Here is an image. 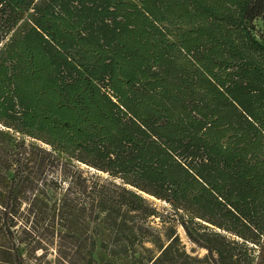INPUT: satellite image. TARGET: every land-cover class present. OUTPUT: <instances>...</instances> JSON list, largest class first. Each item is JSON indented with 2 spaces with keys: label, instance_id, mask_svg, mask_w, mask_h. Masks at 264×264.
I'll list each match as a JSON object with an SVG mask.
<instances>
[{
  "label": "trees",
  "instance_id": "1",
  "mask_svg": "<svg viewBox=\"0 0 264 264\" xmlns=\"http://www.w3.org/2000/svg\"><path fill=\"white\" fill-rule=\"evenodd\" d=\"M259 18L264 0H0L3 239L27 191L60 186L61 225L89 208L110 256L263 264Z\"/></svg>",
  "mask_w": 264,
  "mask_h": 264
},
{
  "label": "rangeland",
  "instance_id": "2",
  "mask_svg": "<svg viewBox=\"0 0 264 264\" xmlns=\"http://www.w3.org/2000/svg\"><path fill=\"white\" fill-rule=\"evenodd\" d=\"M256 26L259 32L264 33L263 19H257ZM173 28L171 27V29ZM171 38H176V34H172ZM27 142H31L29 137ZM81 167L92 170V173L97 172L85 164H81ZM98 173L110 181L119 182L105 172ZM85 174L90 175L88 171H85ZM61 192H63L62 188L58 186L54 189L46 188L45 193L28 191L25 193L17 211L16 225L12 229V234L7 239H3L0 235L2 249L9 246L13 253L14 262L17 264H88V257L91 252V255L98 261L109 259L116 264H131L129 256H110L101 247V242L107 238V233L104 231L103 235L96 237L92 222L94 213L91 215L89 208L84 215V218L86 217L85 227L80 226L78 229L75 226L66 228L61 225V214L64 209ZM147 196L156 206H166L159 199L150 195ZM87 206L90 207L91 205L88 204ZM156 221L152 219L151 224H156ZM179 232L189 251L192 252L194 249L195 252L193 253L200 255L207 252L204 248L193 243L181 226ZM93 237L97 238L98 242L95 249L91 248Z\"/></svg>",
  "mask_w": 264,
  "mask_h": 264
}]
</instances>
